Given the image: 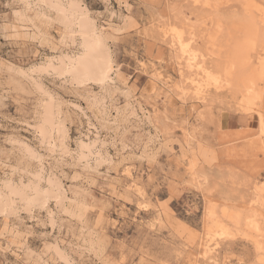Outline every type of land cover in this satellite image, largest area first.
Listing matches in <instances>:
<instances>
[{"label": "rangeland", "instance_id": "rangeland-1", "mask_svg": "<svg viewBox=\"0 0 264 264\" xmlns=\"http://www.w3.org/2000/svg\"><path fill=\"white\" fill-rule=\"evenodd\" d=\"M42 1L0 0V191H22L0 209V264H263L264 0H59L110 57L105 81L78 84L60 63L79 37ZM208 210L242 224L218 238Z\"/></svg>", "mask_w": 264, "mask_h": 264}, {"label": "bare ground", "instance_id": "bare-ground-1", "mask_svg": "<svg viewBox=\"0 0 264 264\" xmlns=\"http://www.w3.org/2000/svg\"><path fill=\"white\" fill-rule=\"evenodd\" d=\"M41 1V0H40ZM43 3H44V5H46L47 7H52L53 9H55V11L56 12H60L59 14H61V17H62V25L63 26H65V27H67V29H68V33H70L71 34V36H69L70 37V39L74 36L73 34L74 33H76L77 35H78V37H79V40H80V47H79V49H80V52H79V54H77L75 57H72V58H70V59H67L68 61H67V63H60V65H61V69L64 71V72H66L69 76H70V78H69V80L71 79L72 81H75L76 83L75 84H78V83H85V82H87V81H92V83L94 82V83H99V82H102V81H105L107 78H108V73L111 71V65H110V57L108 56V54H107V51H106V47L104 46V40H103V38H102V36H100L99 34H97V33H95V29H94V26H93V24H92V22L91 21H89V19H87L86 17H85V15H83L82 13H79L78 12V9H77V4H76V2L74 3V2H72V1H70V2H66V6L64 7V6H61V1H59V0H43L42 1ZM217 3V2H216ZM22 11V10H21ZM23 14V13H22ZM17 15V14H16ZM60 16V15H59ZM220 17V16H219ZM210 18V17H209ZM26 19V18H25ZM30 19V18H29ZM234 20H235V18H234ZM238 20V19H237ZM209 21H211V20H209ZM73 27H76L75 28V30H73L72 28ZM179 28L178 27H175V29L173 28L172 29V31H173V35L172 36H174V35H176L177 36V38H178V40H180L181 41V32L178 30ZM236 30V29H235ZM64 31V30H63ZM202 34V33H201ZM241 35V34H240ZM67 36V35H66ZM65 39V38H64ZM254 39H256V37L254 38ZM64 41V40H63ZM189 44V43H188ZM188 44H182L181 43V46L183 47V53H185V52H188L189 53V45ZM242 48V47H241ZM238 51V50H237ZM64 62V61H63ZM212 63H213V61H211ZM211 62H210V64H211ZM209 64V63H208ZM209 64V65H210ZM216 64V63H215ZM215 64H213V65H215ZM47 65V64H46ZM48 65H50V64H48ZM47 65V66H48ZM204 65V64H203ZM212 65V64H211ZM53 66V65H52ZM217 66H219V65H215L214 67V69H217L216 67ZM45 67V72L47 71L46 70V66H44ZM60 67V66H59ZM59 67H57V68H59ZM210 67V66H209ZM222 66H220V68H221ZM48 68H49V66H48ZM39 69V68H38ZM51 69V68H50ZM60 69V68H59ZM60 69V70H61ZM207 69V68H206ZM206 69L204 70V71H206ZM231 69V68H230ZM53 70H54V68H53ZM52 70V71H53ZM210 70V69H209ZM263 70V69H262ZM203 71V72H204ZM222 71V70H221ZM221 71H219L218 70V72H219V74L220 73H222ZM260 71V70H259ZM34 72V71H33ZM49 72V71H48ZM62 72V71H61ZM210 72H212V71H210ZM210 72H205V74H206V81H217V79L214 77V75L213 74H211ZM254 72V71H253ZM52 73V72H51ZM66 73H63L62 75H64V74H66ZM213 73V72H212ZM257 73V72H256ZM255 73V74H256ZM58 74H61V73H58ZM66 74V75H67ZM202 74V73H201ZM208 74L210 75V76H208ZM253 74V73H252ZM204 76V75H203ZM216 76V75H215ZM252 76V75H251ZM253 76H254V74H253ZM27 77V76H26ZM219 77V76H218ZM243 77H244V75H243ZM243 77H241V79L243 78ZM24 78V77H23ZM245 78V77H244ZM31 79V78H30ZM110 79V78H109ZM243 80V79H242ZM253 80L255 81V78H246V79H244L243 81H242V88L244 89V93L246 94V98H245V100H244V103H245V105H252L253 104V93H254V91L250 88V87H252V83H254L253 82ZM28 81V80H27ZM35 81V80H34ZM205 81V82H206ZM36 82V81H35ZM219 82V81H218ZM70 83V82H69ZM71 83H74V82H71ZM31 84V83H30ZM101 84V83H100ZM210 84V83H209ZM217 84V83H216ZM240 84H241V82H240ZM36 85V84H35ZM40 85V84H39ZM111 85V84H110ZM214 85V84H213ZM215 87V86H214ZM114 88V87H113ZM240 89H241V87H240ZM239 89V90H240ZM39 90V89H38ZM37 91V90H36ZM242 91V90H241ZM240 91V92H241ZM39 92V91H38ZM236 92H238L237 91V89H236ZM242 93V92H241ZM241 93H239V94H241ZM229 94H231L232 95V93H229ZM236 94V93H235ZM101 96V95H100ZM234 96V98H236V96L235 95H233ZM241 96V95H240ZM230 99H231V96L229 97ZM228 98V99H229ZM240 98V97H239ZM94 99V98H93ZM99 99H101V98H99ZM109 100V99H108ZM50 101V100H49ZM99 101V100H98ZM97 101V102H98ZM237 101V100H236ZM241 101V100H240ZM239 101V102H240ZM229 102H230V100H229ZM234 102V101H233ZM241 102H243V101H241ZM41 103H43V102H41ZM46 103V102H45ZM51 103H52V101H51ZM93 103H96L95 101L93 102ZM237 103V102H236ZM235 102L233 103L234 105L236 104ZM52 105V104H51ZM49 103H47L46 105H44L43 107H42V116H41V118H40V116H39V118H40V123H39V125H38V127H36V130H37V132H38V135H40L39 137H40V139L41 140H45V139H47L46 138V135L47 134H49V130L50 129H52L53 130V128L54 127H52V125H53V108H52V106H51ZM242 105H244V104H242ZM241 105V107L239 106V104H238V107H240V110L243 108V106ZM39 106V105H38ZM94 106V105H93ZM98 106V105H97ZM237 106V105H236ZM237 107V108H238ZM102 108V107H101ZM236 108V107H235ZM250 108V107H249ZM239 109V108H238ZM256 110V109H255ZM58 112V111H57ZM249 112V111H248ZM41 113V112H40ZM59 121V120H58ZM263 120H262V116L260 115V125H262L263 124V122H262ZM36 125V124H35ZM53 126H55V123H54V125ZM262 127V130L264 129V126L262 125L261 126ZM57 129H59V127L57 128ZM62 131V130H61ZM59 132V131H58ZM61 133V132H60ZM63 133V132H62ZM79 146H80V149H84L85 147H82V145L80 144V145H78V148H79ZM83 146H85V145H83ZM87 147H89V146H87ZM86 149H88V148H86ZM85 150V149H84ZM81 151V150H80ZM79 151V152H80ZM88 151V150H87ZM83 152H85V151H83ZM90 152V151H89ZM82 155H83V153L82 152H80ZM80 154V155H81ZM81 155V156H82ZM54 180V179H53ZM52 180V181H53ZM50 183V182H49ZM55 183V182H54ZM7 184H9V183H7ZM6 183H4V185L5 186H2V187H4V189L6 190V192H5V197H3L1 194V192L2 191H0V209L1 210H3L4 209V207H6V206H8V202H12L13 203V201H11L12 199H11V197L12 196H16L17 197V195H18V197L19 198H21V194H22V191H21V189H20V187H19V189H20V194H19V189L18 188H15V186H13V187H11L10 185H7ZM38 184V183H37ZM51 184V186H52V182L50 183ZM50 184H48L49 185V187H50ZM58 184V183H57ZM53 185H55L54 186V188L57 186L56 184H53ZM35 187H36V184L34 185ZM33 186V187H34ZM32 188V187H31ZM18 189V190H17ZM47 189V188H46ZM45 189V191L44 190H42V192H39L38 191V188L36 189V188H33L29 193H31V194H33V196H30L31 198H29V199H27V201H26V205L28 206V207H33L34 205H37L38 203H45L46 202V200L47 199H50L52 196H53V192H52V188L50 187V189H48V190H46ZM58 189H59V187H58ZM54 190V189H53ZM56 190V189H55ZM41 191V190H40ZM44 191V192H43ZM60 192V191H59ZM54 193H56V192H54ZM263 194V193H262ZM21 195V196H20ZM55 197V196H54ZM256 198V197H255ZM264 198V197H263ZM23 199V198H22ZM257 199H258V196H257ZM2 200V201H1ZM261 202V201H260ZM11 203V204H12ZM210 203V202H209ZM208 203V204H209ZM234 205H236L235 203H233ZM240 204V203H239ZM257 204H258V202H257ZM256 204V205H257ZM263 204V203H262ZM212 205V204H211ZM238 205V204H237ZM245 205V204H244ZM209 206H210V204H209ZM217 206V205H216ZM228 206H230V205H228ZM239 206V205H238ZM260 206H261V204H260ZM263 206V205H262ZM221 207V206H220ZM237 206H235V208H236ZM242 207V206H241ZM240 207V208H241ZM245 207V206H244ZM246 207H249V206H246ZM252 206H250V208H251ZM205 208V207H204ZM235 208H234V210H235ZM238 208V207H237ZM239 208V209H240ZM244 209V208H243ZM247 209V208H246ZM253 209V208H252ZM228 210V209H227ZM232 210V209H231ZM249 210V209H248ZM254 210V209H253ZM258 210V209H257ZM256 210V211H257ZM219 211H220V209H219ZM222 211V210H221ZM220 211V212H221ZM239 212H240V214H239V216H241V210H238ZM243 211H245V210H243ZM242 211V212H243ZM255 211V210H254ZM261 211V210H260ZM204 212H205V210H204ZM208 212H209V215H208V219H210V224H212L211 226L215 229V231H217L218 232V234H217V236L216 237H218L219 238V236H221V235H223V234H227V233H229V231H230V228H231V226L229 227V224H232L233 226H237L238 225V223H239V220H238V213L236 214L235 212V214L236 215H229L227 218V220L225 221V222H223V221H218V220H220V218L218 219V220H216L215 218H214V215H215V213L217 212H215V213H213V211L212 210H208ZM227 212V211H226ZM237 212V211H236ZM246 212V211H245ZM244 212V213H245ZM251 212V211H250ZM225 213V212H224ZM247 213V212H246ZM227 214V213H226ZM230 214V213H229ZM243 214V213H242ZM259 214H262V213H259ZM203 215H204V213H203ZM221 215V214H220ZM219 215V216H220ZM246 215V214H245ZM217 216V215H216ZM218 216V217H219ZM255 216V215H254ZM261 216H264V215H261ZM223 217H224V215H223ZM242 217V216H241ZM226 218V217H225ZM248 218V217H247ZM250 218V217H249ZM248 218V219H249ZM256 218V217H255ZM264 218V217H263ZM245 219H246V217H245ZM222 220V219H221ZM254 220V219H253ZM203 221V220H202ZM241 221H242V219H241ZM264 221V220H263ZM254 222V221H253ZM256 222V221H255ZM254 222V223H255ZM258 222V221H257ZM204 224H205V222H203ZM241 223V222H240ZM239 223V224H240ZM242 224V223H241ZM249 225H250V227L252 226L253 228H254V230H258V228H259V226L257 227V226H255V224L253 225L252 224V222L250 221L249 222ZM261 225V224H260ZM211 226H210V228H211ZM241 226V225H240ZM246 225H244V227H245ZM239 227V226H238ZM243 227V228H244ZM262 227V226H261ZM233 228V227H232ZM235 228H237V227H235ZM249 228V227H248ZM247 229V228H246ZM260 229H262V228H260ZM259 229V230H260ZM238 230V229H237ZM245 230V229H244ZM243 230V231H244ZM252 230V229H251ZM258 230V231H259ZM214 231V230H213ZM242 231V230H241ZM233 232V231H232ZM245 232V231H244ZM262 232V231H261ZM246 233V232H245ZM264 233V232H263ZM259 234V233H258ZM260 236H263V235H260ZM215 237V238H216ZM222 238V237H221ZM262 238V237H261ZM260 238V239H261ZM209 239V241H210V239H211V241L212 242H216V239H214V238H208ZM263 239H264V237H263ZM258 244V243H257ZM262 244V243H261ZM264 245V244H263ZM260 246V245H259ZM256 247H257V249L259 248L258 247V245H256ZM261 247V246H260ZM264 248V247H263ZM261 249V248H260ZM260 249H258V250H260ZM261 250H263V249H261ZM54 251V250H53ZM258 252V251H257ZM210 253V248L209 247H207L206 248V250H203V254H202V257L204 256V257H207V255ZM263 253V252H262ZM260 255V254H259ZM263 255V254H262ZM261 255V256H262ZM258 256V255H257ZM264 256V255H263ZM258 258V257H257ZM260 259L262 258V257H259ZM259 258H258V260H259ZM264 258V257H263ZM262 258V259H263ZM205 259V258H204ZM207 259V258H206ZM205 259V260H206ZM198 260V259H197ZM200 260V259H199ZM264 260V259H263ZM193 261H195V259L193 260ZM260 262H261V260H260ZM259 262V263H260ZM188 263V262H187ZM198 263H200V262H198ZM262 263V262H261ZM205 264V263H204ZM263 264H264V261H263Z\"/></svg>", "mask_w": 264, "mask_h": 264}, {"label": "snow or ice", "instance_id": "snow-or-ice-1", "mask_svg": "<svg viewBox=\"0 0 264 264\" xmlns=\"http://www.w3.org/2000/svg\"><path fill=\"white\" fill-rule=\"evenodd\" d=\"M127 175H128V173L125 172V176H127ZM128 183H129L130 187H134V186H135L134 183H133L132 181H128Z\"/></svg>", "mask_w": 264, "mask_h": 264}]
</instances>
